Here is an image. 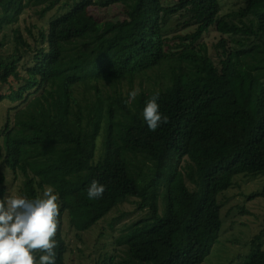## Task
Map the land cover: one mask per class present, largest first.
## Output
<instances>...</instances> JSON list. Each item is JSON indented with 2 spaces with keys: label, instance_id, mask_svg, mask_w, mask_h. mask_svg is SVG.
I'll return each instance as SVG.
<instances>
[{
  "label": "trees",
  "instance_id": "trees-1",
  "mask_svg": "<svg viewBox=\"0 0 264 264\" xmlns=\"http://www.w3.org/2000/svg\"><path fill=\"white\" fill-rule=\"evenodd\" d=\"M223 1L51 0L26 27L32 41L14 28L7 54L3 36L0 88L10 92L0 102L14 104L0 125V199L5 172L24 178L19 195L29 200L53 188L60 205L55 264H68L64 224L82 237L115 210V220H130L95 264H206L223 227L220 198L239 176H264V0H243L230 12ZM115 4L125 18L101 22L91 13ZM0 7L2 31L18 21L24 0H0ZM210 30L220 36L212 48L203 41ZM27 58L31 64H22ZM168 60L177 64L171 84L142 90L132 104L120 83ZM85 80L118 88L104 98L97 87L85 113L75 95ZM156 93L169 120L150 131L143 109ZM93 180L106 191L90 200ZM254 241L243 264H264ZM42 254L34 253L36 264Z\"/></svg>",
  "mask_w": 264,
  "mask_h": 264
},
{
  "label": "rangeland",
  "instance_id": "rangeland-1",
  "mask_svg": "<svg viewBox=\"0 0 264 264\" xmlns=\"http://www.w3.org/2000/svg\"><path fill=\"white\" fill-rule=\"evenodd\" d=\"M51 0H24V9L18 17V21L8 28L0 31V41L6 34V41H3L4 46L2 51L9 54L13 51V30L14 28H20L26 38L29 36L26 27L30 26L33 22H37L42 15V10L49 5ZM243 0H224L223 9L224 12H230L233 9H237ZM1 8V7H0ZM1 11V10H0ZM91 13L99 20H117L125 18L124 9L121 5L115 4L109 7L91 8ZM220 36L215 30H210L207 33L203 41L209 45L210 48L215 46L219 41ZM87 43V47L93 44V41L83 40ZM82 42L77 44V49H83ZM91 54V50L86 51ZM71 54H73L71 52ZM69 58V57H68ZM31 58H27L22 64H31ZM177 64L173 60L160 62L154 68L148 69L146 72L137 74L132 77V83H120L121 89H124V94L132 92L135 89H139V94L134 98H130L132 104L137 103L138 97L142 90L156 91L165 89L172 82V71L176 68ZM70 74V72L68 73ZM101 91L104 98L113 94L118 87L111 81H99L95 87V83H90L89 80H85L75 86V95L80 101L84 110L88 109L86 106L94 104L97 99V89ZM120 88V87H119ZM10 92L9 86H3L0 88V94H8ZM14 103L10 99H4L0 102V125L3 124L4 117L7 113V109ZM135 109V111H137ZM87 110L85 111V113ZM85 126L87 120H85ZM104 123V122H103ZM105 127L102 128L101 134L97 138V153L98 156L102 151L101 145L107 139V123H104ZM92 128V127H91ZM90 130V128H88ZM93 132L87 131V136L92 137ZM98 142L99 145H98ZM92 145V141H89ZM2 145L0 140V146ZM2 166L0 158V168ZM1 172V171H0ZM5 172V171H3ZM1 178V173H0ZM238 183L230 191L225 192L222 196V221L223 227L220 235V240L215 246L213 253L206 259V264H243L247 262L254 252L256 251L253 241L256 245H260L264 248V198L258 197L257 193L262 192L264 189V176L260 177H245L243 175L238 177ZM24 178L14 180L13 175L5 172L4 186L6 188L5 198L12 196H20L19 187L23 184ZM126 210H132L133 207L130 204L124 206ZM120 210H115L111 213L106 220L100 221L97 225H94L86 233H82V237L77 236L76 232L69 227V224H64L63 234L66 237L70 251L67 254L68 264H95L97 259L102 258L105 255L110 254L113 249L112 236L118 231L123 223L130 220V216L120 217L119 220H115L120 215ZM262 235L261 239H256L257 236Z\"/></svg>",
  "mask_w": 264,
  "mask_h": 264
},
{
  "label": "clouds",
  "instance_id": "clouds-1",
  "mask_svg": "<svg viewBox=\"0 0 264 264\" xmlns=\"http://www.w3.org/2000/svg\"><path fill=\"white\" fill-rule=\"evenodd\" d=\"M139 89L130 92L134 99ZM156 93L147 101L143 118L150 131H156L169 118L159 111ZM105 185L93 180L87 189L88 198L103 197ZM58 195L48 187L42 198L29 200L22 196L0 199V264H36L34 253L39 256V264H55L56 241L60 205Z\"/></svg>",
  "mask_w": 264,
  "mask_h": 264
}]
</instances>
